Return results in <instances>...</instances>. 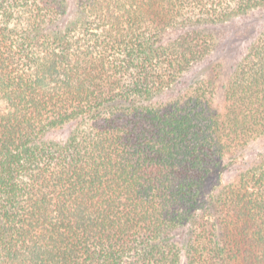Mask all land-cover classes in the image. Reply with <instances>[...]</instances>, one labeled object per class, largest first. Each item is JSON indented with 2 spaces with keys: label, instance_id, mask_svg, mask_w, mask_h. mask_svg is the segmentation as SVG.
Wrapping results in <instances>:
<instances>
[{
  "label": "trees",
  "instance_id": "16d2710c",
  "mask_svg": "<svg viewBox=\"0 0 264 264\" xmlns=\"http://www.w3.org/2000/svg\"><path fill=\"white\" fill-rule=\"evenodd\" d=\"M260 12L0 0V264H264Z\"/></svg>",
  "mask_w": 264,
  "mask_h": 264
},
{
  "label": "rangeland",
  "instance_id": "374dc122",
  "mask_svg": "<svg viewBox=\"0 0 264 264\" xmlns=\"http://www.w3.org/2000/svg\"><path fill=\"white\" fill-rule=\"evenodd\" d=\"M263 24H264V12L254 13L253 16H250L248 18H243V19L237 21L235 24L228 26L227 35H230V37H235V36L237 37L239 35L240 31L243 32L244 29L249 31L250 28H253L254 31H258L262 27ZM248 41H250L249 38L244 39L243 43L246 44V43H248ZM226 46H227V44H226ZM229 47H233L232 43L229 44ZM214 54H215V58L212 57V59L214 61L221 60L223 55H224L221 52V49L217 50ZM235 57H236V52L233 53V56H231L227 61H225L227 66L230 63L232 64ZM263 151H264V144L259 143L255 146H253L249 152V158L248 159L253 160L259 152H263ZM234 175H235V171H228V173L225 174V180L232 179V177Z\"/></svg>",
  "mask_w": 264,
  "mask_h": 264
}]
</instances>
